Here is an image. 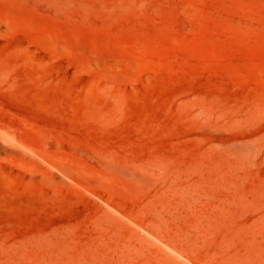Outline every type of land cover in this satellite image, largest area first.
<instances>
[{
	"label": "rangeland",
	"instance_id": "1",
	"mask_svg": "<svg viewBox=\"0 0 264 264\" xmlns=\"http://www.w3.org/2000/svg\"><path fill=\"white\" fill-rule=\"evenodd\" d=\"M0 264H264V0H0Z\"/></svg>",
	"mask_w": 264,
	"mask_h": 264
}]
</instances>
